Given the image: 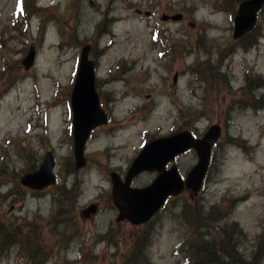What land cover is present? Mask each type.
<instances>
[{
    "label": "rangeland",
    "instance_id": "374dc122",
    "mask_svg": "<svg viewBox=\"0 0 264 264\" xmlns=\"http://www.w3.org/2000/svg\"><path fill=\"white\" fill-rule=\"evenodd\" d=\"M243 1L26 0L19 12L16 0H0V222L22 236L0 242V264H26L33 253L46 264H132L137 255L185 264L192 241L221 245V228L232 223L243 234L231 239L226 263L264 264V10L253 43L235 40ZM32 47L36 62L26 70ZM85 48L109 123L93 130L86 167L77 170L70 110ZM217 125L222 136L198 194L169 199L145 225L118 222L111 174L125 180L145 137L202 139ZM49 152L58 183L24 187ZM174 163L185 178L198 156L193 150ZM157 177L146 171L132 187ZM213 212L218 221L208 220Z\"/></svg>",
    "mask_w": 264,
    "mask_h": 264
},
{
    "label": "water",
    "instance_id": "95a60500",
    "mask_svg": "<svg viewBox=\"0 0 264 264\" xmlns=\"http://www.w3.org/2000/svg\"><path fill=\"white\" fill-rule=\"evenodd\" d=\"M263 8L264 0H246L240 5L235 17V40L244 37L255 28L258 14ZM89 51V48L83 49L72 94L74 154L77 170L86 167L85 148L92 131L108 122L100 106V98L96 90L95 63L89 59ZM35 61L36 50L31 48L23 61L25 69L30 70ZM83 120H89V123L83 125ZM221 136L222 128L217 125L213 126L202 139L194 138L191 132H180L148 143L133 161L124 181L117 173L111 174L113 204L119 211L118 222L127 220L135 226L145 225L162 210L170 198L178 197L185 191L198 194L203 188L211 166L213 148ZM192 150L198 156V164L184 178L174 162L178 157ZM55 166L54 154L49 152L40 169L24 176L21 184L36 191L54 186L57 183ZM146 171L157 172L158 177L145 188H133V180ZM87 212L94 215L97 206H91Z\"/></svg>",
    "mask_w": 264,
    "mask_h": 264
},
{
    "label": "trees",
    "instance_id": "16d2710c",
    "mask_svg": "<svg viewBox=\"0 0 264 264\" xmlns=\"http://www.w3.org/2000/svg\"><path fill=\"white\" fill-rule=\"evenodd\" d=\"M246 1V0H244ZM243 1V2H244ZM232 1H227V3H231ZM25 8L27 7L26 5V0H24V3L21 4ZM28 15L31 13L30 11H27ZM258 28V24L256 27L247 35H245L243 38H246L250 40V43H253V41L256 39V29ZM158 36L155 34L154 39L158 40ZM191 43H193V39L191 38ZM190 43V44H191ZM172 53H174V47L171 48ZM199 65V64H197ZM213 69V67H212ZM201 74V72H200ZM70 163H72V166L75 168L74 160L71 159ZM213 164V163H212ZM211 164V166H212ZM220 219L219 217V212H213L210 214V217L208 220H217ZM15 223V222H14ZM13 225V224H10ZM13 228L9 225H5L0 222V242L4 243L7 242L8 240L12 243L16 240H21L22 236L20 235L21 231L20 229H17L16 233H12L11 231ZM223 234L226 235V240H224L221 245H217L214 242L206 241V239H202L203 237H200L199 240L192 241V247H191V252L188 253L186 258V263L185 264H227L226 259H230L231 256L228 254L229 252H232V249L234 248L235 244L233 243V246L231 248L229 247V244H231V239H233L235 236L237 238H241L243 231L240 228L239 224L237 223H232V224H226L221 228ZM264 239V231L261 235ZM145 241V239H143ZM188 242V241H187ZM186 242V243H187ZM263 242V241H262ZM137 243V244H136ZM136 244L138 247L140 246L141 248H144V250L147 249L148 244L144 247V242L137 241ZM133 244V245H134ZM183 246H185V243L183 245H180L176 250V254L180 253H185L182 251ZM140 249V248H139ZM186 251V250H185ZM40 253H36V255H39ZM34 259H29L26 264H46L49 261V258H46V260L37 262L35 253L32 254ZM252 260L246 261V264H260L258 262V258L254 257L251 258ZM254 260V261H253ZM256 261V262H255ZM132 264H149L148 260L146 258L138 259V255L135 258V261Z\"/></svg>",
    "mask_w": 264,
    "mask_h": 264
}]
</instances>
